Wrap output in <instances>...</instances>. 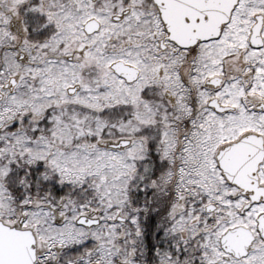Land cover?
<instances>
[{"label":"snow or ice","instance_id":"6c2138e0","mask_svg":"<svg viewBox=\"0 0 264 264\" xmlns=\"http://www.w3.org/2000/svg\"><path fill=\"white\" fill-rule=\"evenodd\" d=\"M0 264H264V0H0Z\"/></svg>","mask_w":264,"mask_h":264}]
</instances>
